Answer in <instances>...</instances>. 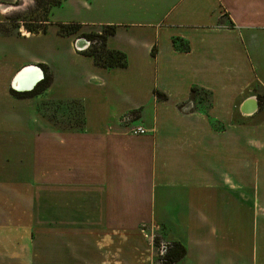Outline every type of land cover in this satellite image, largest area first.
<instances>
[{"label": "crops", "instance_id": "obj_1", "mask_svg": "<svg viewBox=\"0 0 264 264\" xmlns=\"http://www.w3.org/2000/svg\"><path fill=\"white\" fill-rule=\"evenodd\" d=\"M50 21L0 35V264H163L174 243L175 264H264V0H64ZM72 23L116 26L127 68L96 66ZM40 64L50 87L15 98ZM71 100L82 128L39 112Z\"/></svg>", "mask_w": 264, "mask_h": 264}, {"label": "trees", "instance_id": "obj_2", "mask_svg": "<svg viewBox=\"0 0 264 264\" xmlns=\"http://www.w3.org/2000/svg\"><path fill=\"white\" fill-rule=\"evenodd\" d=\"M37 9L40 13L43 14L42 19L35 18L30 20H8L7 23L10 21L13 23H21L23 22L27 33L30 35H45L48 32L49 26L51 24L50 15L54 8L59 7L63 4L64 0H35ZM0 25H3L0 22ZM18 25V24H17ZM15 28L20 29V26H15ZM116 32V26H110L103 29L101 34L96 33H85L83 31V25L78 23L72 24H59V35L62 37H81L87 39L91 43L90 48L83 53L85 56L92 57L96 66L103 68V69H115V68H127L128 60L126 54L116 51V50H109L106 46V41L109 37L113 36ZM11 33H2L0 35H10ZM27 35V34H26ZM174 43L182 48L184 47L185 50L189 48L185 46V44L175 39ZM155 54V53H153ZM39 67L44 72V79L34 88L33 91L27 93H17L11 90V94L17 99H29L33 97H37L43 94L47 89L50 87L53 81V75L49 71V68L45 65L40 64ZM196 92L197 89L194 88L192 90ZM160 98H163L162 95L157 94ZM69 104H72V107L75 109V105H77L78 110L80 111L81 119L79 122V127L82 128L84 125V113H83V105L79 100H71L68 101ZM63 104L64 102H50V103H43L39 106V112L41 115L53 123L44 113L45 108L48 104ZM67 103V102H66ZM72 107L68 110L69 115L71 116L73 113ZM76 107V108H77ZM54 124V123H53ZM78 127V126H77ZM155 247H160V240L155 238L154 240ZM186 255V249L183 245L179 243H174L168 246L167 252L162 257L164 262L163 264H175L182 260Z\"/></svg>", "mask_w": 264, "mask_h": 264}, {"label": "rangeland", "instance_id": "obj_3", "mask_svg": "<svg viewBox=\"0 0 264 264\" xmlns=\"http://www.w3.org/2000/svg\"><path fill=\"white\" fill-rule=\"evenodd\" d=\"M60 7V6H59ZM57 8V7H56ZM55 9V8H54ZM53 9V10H54ZM52 17V13L50 18ZM42 19L43 14L39 12L36 6L35 0H17L13 7L5 6V4L0 3V22L3 25H0V34L2 33H15L17 32V28L15 26H20V28L24 31L25 34L27 30L24 27L23 22L21 23H13L8 20H30V19ZM1 24V23H0ZM18 24V25H17ZM75 40H87L81 37H75ZM67 102V103H66ZM63 104H48L45 108V115L53 121V123L62 129H79V122L81 119L80 111L78 110L77 105H75V109L72 107V104H69L68 101ZM41 107V106H40ZM72 107L73 113L70 116L68 110ZM77 107V108H76ZM139 122L134 121V124H138ZM78 126V127H77Z\"/></svg>", "mask_w": 264, "mask_h": 264}, {"label": "bare ground", "instance_id": "obj_4", "mask_svg": "<svg viewBox=\"0 0 264 264\" xmlns=\"http://www.w3.org/2000/svg\"><path fill=\"white\" fill-rule=\"evenodd\" d=\"M40 71L36 68L26 69L21 75V78L19 77L18 79H16V81H14L15 88L26 89L28 87H31L35 83V81H37L36 79H38V77H41Z\"/></svg>", "mask_w": 264, "mask_h": 264}, {"label": "water", "instance_id": "obj_5", "mask_svg": "<svg viewBox=\"0 0 264 264\" xmlns=\"http://www.w3.org/2000/svg\"><path fill=\"white\" fill-rule=\"evenodd\" d=\"M30 69V68H29ZM26 70V69H25ZM25 70H22L21 72H19L17 74V76L14 78V80L12 81V89L15 91V92H18V93H27V92H30L32 90V88L34 87V84L31 86V87H28L26 89H18V88H15L14 87V81H16V79H18L19 77L21 78V75L23 74V72ZM40 71V70H39Z\"/></svg>", "mask_w": 264, "mask_h": 264}, {"label": "built area", "instance_id": "obj_6", "mask_svg": "<svg viewBox=\"0 0 264 264\" xmlns=\"http://www.w3.org/2000/svg\"><path fill=\"white\" fill-rule=\"evenodd\" d=\"M131 133L134 134V135H144L147 133V130H145L144 128L142 127H133L131 128Z\"/></svg>", "mask_w": 264, "mask_h": 264}]
</instances>
